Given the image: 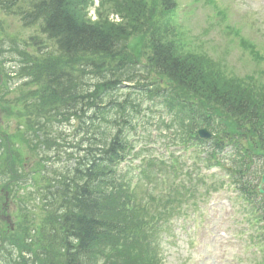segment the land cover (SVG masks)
<instances>
[{
	"label": "trees",
	"instance_id": "1",
	"mask_svg": "<svg viewBox=\"0 0 264 264\" xmlns=\"http://www.w3.org/2000/svg\"><path fill=\"white\" fill-rule=\"evenodd\" d=\"M87 4L27 1L23 25L38 24L55 46L40 56L17 43L6 49L0 38V60L14 55L20 74L30 77L25 94L0 96V182L16 184L12 194L18 183L21 189L32 183L18 198L37 200L39 208L22 206L14 229L1 227L0 255L8 264H162L142 232L178 210V195L192 190L170 182L168 195L155 192L149 183L156 174L144 169L130 191V181L118 174L132 149L123 132L136 131L145 109L161 105L177 143L195 136L201 124L224 120L228 142H239L246 123L264 142V112L244 81L221 75L203 53L183 50L172 38L170 0H106L95 20L87 18ZM110 12L119 20L111 21ZM5 119H14V127H3ZM73 119L75 141L63 149L71 165L52 168V154L64 147L52 132ZM169 162L146 165L163 170L173 167Z\"/></svg>",
	"mask_w": 264,
	"mask_h": 264
},
{
	"label": "rangeland",
	"instance_id": "2",
	"mask_svg": "<svg viewBox=\"0 0 264 264\" xmlns=\"http://www.w3.org/2000/svg\"><path fill=\"white\" fill-rule=\"evenodd\" d=\"M27 1L0 0V36L7 44L17 43L28 54L40 56L43 51L52 50L55 46L51 40L40 33L39 25H23L20 12L28 10ZM159 1L161 0H156V2ZM188 1L192 2L191 6ZM177 2L179 5L185 4L186 7H191L187 13L184 8H179L177 16L178 21L182 23L180 29L185 33V40L189 39L188 47L199 52H206L211 58L220 61L223 68L235 77L264 69V63L256 64L251 61L250 55L237 44V39L233 34L227 30L221 31L224 25L242 28L243 34L249 37L260 53L264 55V0H219L222 6L226 5L227 7V20L221 26L216 25L217 20H215L210 26L208 35H204V30L208 27L207 24H204V0H177ZM88 14L94 18L93 6L90 7ZM35 41H40V43L36 44ZM4 66L9 74L14 73L13 62L7 61ZM10 77L12 78L9 83L10 91L4 92L7 80L6 77H3L4 90H0V93L8 95V99L18 98L25 94L29 89V86L25 85L29 78ZM157 120L155 117L150 123ZM15 123L14 119H5L2 125L3 127H14ZM76 123L77 121L73 119L69 123L62 122L54 128L52 133L59 136L61 145L64 142V147L58 149L59 154H52L53 161L49 162L52 168L61 170L66 169L69 164L71 165L65 160L63 149L75 141L74 124ZM158 140L160 142L154 143H160L163 146L162 139ZM150 142H153L152 136ZM45 167L48 168V158ZM48 170L50 171L49 168ZM30 181L31 179L28 180V182ZM21 186L22 184L18 183L19 191L9 194L12 189H15L13 188L15 186L5 181L0 182V230L1 227L7 230V225L4 223L7 215L10 218V223L13 224L12 230L14 229L16 214L22 206H27L32 210L39 209L37 200H20L18 198V196L26 197V190L32 189V183L23 185V190L20 188ZM4 191H7L10 196V204L6 208L7 214L5 211H1ZM222 197L226 196L221 192L215 197L212 206H204L205 202L202 199H196L195 203L189 204L185 209L188 216H184V219H187L184 223L178 219L170 223L164 236L158 238V252L164 264H249L254 249L246 244L245 238L248 232H242L247 228V224L242 221V211L235 207L233 211L226 214L221 205ZM211 198H214V195ZM224 228L232 233V237L236 238V241L228 240L226 242L219 236L218 230H224ZM7 233L9 232L7 231ZM234 255L239 256L240 259L237 260ZM0 264L4 263L0 261Z\"/></svg>",
	"mask_w": 264,
	"mask_h": 264
},
{
	"label": "water",
	"instance_id": "3",
	"mask_svg": "<svg viewBox=\"0 0 264 264\" xmlns=\"http://www.w3.org/2000/svg\"><path fill=\"white\" fill-rule=\"evenodd\" d=\"M7 202H8V197H7V193H5V202H4V204H3V205H6V204H7ZM5 219H6L7 223H8V225H9V227L12 229V227H13V224H12V223H10V218H9V216H6V217H5Z\"/></svg>",
	"mask_w": 264,
	"mask_h": 264
}]
</instances>
